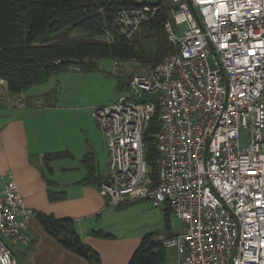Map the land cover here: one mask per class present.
<instances>
[{"label": "built area", "instance_id": "obj_1", "mask_svg": "<svg viewBox=\"0 0 264 264\" xmlns=\"http://www.w3.org/2000/svg\"><path fill=\"white\" fill-rule=\"evenodd\" d=\"M137 1L117 16L128 38L169 3L186 30L167 18L171 51L158 64L115 60L128 93L94 112L109 157L100 194L112 207L151 200L181 219L180 232L153 237L177 264H264V0ZM158 110L155 184L145 134ZM34 215L0 176V264H17L5 241L28 246Z\"/></svg>", "mask_w": 264, "mask_h": 264}, {"label": "trees", "instance_id": "obj_2", "mask_svg": "<svg viewBox=\"0 0 264 264\" xmlns=\"http://www.w3.org/2000/svg\"><path fill=\"white\" fill-rule=\"evenodd\" d=\"M141 6L137 0H0V79L6 81L12 95H19L74 66L86 72L97 70L98 60L103 58L160 63L171 51L168 39L158 42L155 53L147 56L139 41L134 36L128 38L117 24L121 9ZM166 20L165 12L159 13L142 26L148 31L164 32ZM77 32L83 35L73 37ZM107 33L113 37L112 42L100 39ZM159 114L158 110L145 134L147 161L155 184L160 157L155 140L160 129ZM65 156L66 152L44 156L48 186L55 185L49 179L53 173L52 161ZM90 160L86 155L83 161L89 163ZM88 166V176L82 183H99L101 187L103 181L94 183L93 167ZM36 215L46 231L67 250L86 259L88 264H102L99 253L83 242L71 220H60L43 213ZM166 220L170 229L169 218ZM92 235L113 237L102 232H93ZM154 236L155 233L143 237L128 264L166 263L167 248L155 243Z\"/></svg>", "mask_w": 264, "mask_h": 264}, {"label": "crops", "instance_id": "obj_3", "mask_svg": "<svg viewBox=\"0 0 264 264\" xmlns=\"http://www.w3.org/2000/svg\"><path fill=\"white\" fill-rule=\"evenodd\" d=\"M6 84L5 82V90L11 96L24 97V93L12 95ZM37 103L40 104L39 100ZM38 104L28 100V103L21 102L14 106H0V176L11 175L13 177L24 197L26 206L36 214L43 213L60 220H71L83 242L99 253L102 264H128L140 246L143 239L142 234L127 231L120 235L123 227L111 224L109 220L117 215L116 211L134 203L120 207L108 206V201L100 194L99 183L97 185L82 183L89 173L88 164L93 167L96 176L94 183L97 180L101 182L105 180L108 169L105 174H101L100 156L101 153L107 152H97L96 144L93 143L94 145L89 146L88 152L80 155L83 168L76 169L80 175L75 181L66 184L59 183L52 177V173L49 179L55 185L48 186L45 176L47 173L46 160L41 164V159H45L46 154L41 155L35 152L37 134L32 124L29 128L31 118L38 117L46 108L40 111L41 106ZM53 104L50 103L46 109H53ZM3 108L7 111L4 112ZM66 153L65 158L69 156L76 158L70 152ZM86 155L90 156L89 163L83 161ZM36 156H38L37 161ZM54 163L55 160L51 163L53 172ZM50 192H53V195ZM93 232H102L113 237H96L92 235ZM28 235L31 239L28 246L12 241L7 242L12 248L17 264H88L86 259L67 250L54 239L43 227L37 215L29 221Z\"/></svg>", "mask_w": 264, "mask_h": 264}, {"label": "rangeland", "instance_id": "obj_4", "mask_svg": "<svg viewBox=\"0 0 264 264\" xmlns=\"http://www.w3.org/2000/svg\"><path fill=\"white\" fill-rule=\"evenodd\" d=\"M173 7L172 3L164 5V12L174 28L183 32L186 30V24L175 25L171 14ZM82 35V32L73 33V37L76 38ZM134 38L139 41L146 55L151 56L156 51L157 43L166 41L167 35L165 31H148L141 26L134 33ZM114 62L113 58L100 59L97 63L98 69L87 72L74 66L66 72L54 75L42 85L30 87L24 92V97H15L16 99L6 92V81L0 79V106L28 103V100L38 104L39 100L38 105L41 106L40 111H42L44 107L47 108L50 103H54L53 109L45 108L41 115L31 118L29 128L32 124L37 134L34 147L36 153L45 155L70 152L76 156V158L69 156L55 160L52 177L59 183L66 184L77 179L80 173L76 169L83 168L80 155L88 152L89 146L94 145L93 143L96 144L97 152H107L106 139L94 117V112L97 108L111 105L120 95L128 93V80L114 74ZM2 110L7 111L6 108ZM35 158L37 161L38 156ZM44 160L41 159V164ZM108 163V152L101 153V174L106 173ZM116 212L117 215L109 220V223L123 227L120 235L127 231L142 234V237L153 233L175 234L184 226L182 220L166 206L154 207L151 200L136 201L133 205ZM167 217L170 229L167 225ZM7 242L8 240L5 241ZM165 264H177L175 248L167 249Z\"/></svg>", "mask_w": 264, "mask_h": 264}]
</instances>
